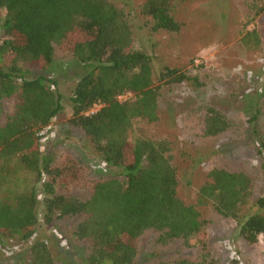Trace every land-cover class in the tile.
Here are the masks:
<instances>
[{"label": "trees", "instance_id": "16d2710c", "mask_svg": "<svg viewBox=\"0 0 264 264\" xmlns=\"http://www.w3.org/2000/svg\"><path fill=\"white\" fill-rule=\"evenodd\" d=\"M178 1L144 0L134 9L112 0H0V109L2 100L13 102L0 124V243L29 241L24 264H68L36 237L39 225L62 219L70 220L71 239L84 243L83 264H135L146 232L153 233V245L180 242L195 251L191 258L147 264H216L206 244L208 222L196 207L203 203L234 220L246 242L261 235L264 245V195L254 194L264 177V142L256 165L209 169L192 203L178 194L172 139L132 136L136 119H158L163 85L201 84L180 68L156 71L152 55L136 45V19L149 34L179 31ZM249 8L252 18L264 13V0H250ZM253 36L258 42L256 30L242 41ZM56 47L66 49L80 71L63 134L84 136L100 162L118 168L114 173L93 175L89 163L47 141L64 109L57 80L46 73ZM127 92L133 96L118 99ZM259 109L248 120L253 127ZM198 126L201 137H210L230 122L208 107ZM21 173L24 184L15 187Z\"/></svg>", "mask_w": 264, "mask_h": 264}, {"label": "rangeland", "instance_id": "374dc122", "mask_svg": "<svg viewBox=\"0 0 264 264\" xmlns=\"http://www.w3.org/2000/svg\"><path fill=\"white\" fill-rule=\"evenodd\" d=\"M112 1L129 4L134 9L144 2ZM249 2L178 1L173 7V15L181 23L177 32L161 30L149 34L141 25L142 19L135 20L136 45L152 55L156 71L163 66L180 68L198 77L201 83L198 86L193 81L163 85L158 100V119L152 122L136 119L133 123L132 136H167L175 143L178 194L186 202L196 203L197 187L212 167L235 170L256 165L257 147L264 142V13L252 18ZM252 30H256L259 41L253 36L243 42L242 36ZM52 65L46 73L57 80V89L64 96V109L53 122V131L46 136L47 141L68 148L75 157L89 163L93 175L116 172L118 168L100 162L84 136H64L65 121L71 112L68 98L80 71L70 53L59 47L54 50ZM32 70L37 72L35 67ZM12 104L11 99L2 100L0 124ZM208 107L222 113L230 126L215 136L201 137L198 122ZM256 108L262 112L253 127L248 120ZM15 179V187L24 184L22 173ZM254 194L264 195V177L256 183ZM196 207L201 218L208 222L206 244L216 264H264L262 236L257 242L248 243L240 237L237 223L217 214L210 203ZM69 230L70 220L62 219L50 225H39L36 237L48 242L57 261L83 264L84 243L71 239ZM152 237L153 233L146 232L139 238L135 264L194 257L195 251L185 249L180 242L156 246ZM4 241L0 243V264H24L30 242Z\"/></svg>", "mask_w": 264, "mask_h": 264}, {"label": "built area", "instance_id": "2783aa9c", "mask_svg": "<svg viewBox=\"0 0 264 264\" xmlns=\"http://www.w3.org/2000/svg\"><path fill=\"white\" fill-rule=\"evenodd\" d=\"M130 95H131V94H130L129 92L124 93V94L119 95V96H118V99L121 100V101H123V100L128 99V98L130 97ZM42 134H43V131L39 132V135H42ZM260 236H261V235H260Z\"/></svg>", "mask_w": 264, "mask_h": 264}]
</instances>
